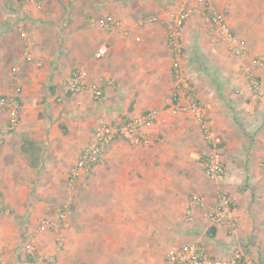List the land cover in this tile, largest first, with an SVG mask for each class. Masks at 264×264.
<instances>
[{
  "label": "crops",
  "instance_id": "crops-1",
  "mask_svg": "<svg viewBox=\"0 0 264 264\" xmlns=\"http://www.w3.org/2000/svg\"><path fill=\"white\" fill-rule=\"evenodd\" d=\"M192 1L0 0V97L20 107L11 130L10 110L0 106V264H48L51 258L57 264H162L171 246L193 242L213 257L228 259L239 250L241 264H264V94L249 89L245 70L252 57L264 56V0H209L226 11L245 42V59L202 12L182 29L185 74L223 138L226 169L219 181L203 172L209 148L199 123L189 113L173 114L168 102L175 80L167 26L139 23ZM103 18L120 21L126 32L101 26ZM101 46L107 53L97 57ZM76 69L86 72V84L63 95L65 78ZM255 73L264 91V64ZM150 109L160 114L142 129L150 145L117 139L77 178L61 246L59 231L42 230L40 222L58 219L80 152L101 124H122ZM221 190L237 196L230 226L209 219ZM195 194L205 196V204L187 220ZM30 240L33 254L25 250Z\"/></svg>",
  "mask_w": 264,
  "mask_h": 264
},
{
  "label": "built area",
  "instance_id": "built-area-1",
  "mask_svg": "<svg viewBox=\"0 0 264 264\" xmlns=\"http://www.w3.org/2000/svg\"><path fill=\"white\" fill-rule=\"evenodd\" d=\"M203 13L204 18L212 24L215 32L228 45L231 52L239 59H245L249 55L245 42L235 33L227 22V14L223 9H219L209 0H193L192 3L181 10H173L166 14H150L139 19L141 25L147 23H164L168 29V43L173 53V77L175 87L168 96L173 114L189 113L199 123L205 142L208 145V153L202 157L201 165L205 176L211 181H219L225 173V162L223 159V138L216 131L207 114V106L197 97L194 92L192 80L185 74L182 59L184 56V45L182 42V29L185 22L195 14ZM101 26L116 30L123 29L120 21L112 22L109 18L99 20ZM30 50V47L27 48ZM107 53V46L98 49L97 57H103ZM264 64V56H254L245 70L248 78L249 89L256 96H263L264 91L255 69ZM87 74L83 69H76L65 78L63 85V95L80 92L86 84ZM182 92V94H181ZM95 96H101L100 89H94ZM63 95L59 97L62 100ZM0 106H6L10 110V129H14L19 120V103L16 99L0 97ZM159 110L150 109L142 114L134 115L122 124L103 123L98 126L89 144L80 152L76 163L71 168L68 182V196L59 211L58 219L42 218L40 229H50L59 231V244L65 242L63 231L70 227L67 212L73 203L77 178L82 172L90 171L99 161L100 156L105 151L108 144L115 140H124L132 145L151 144L149 137L142 134V129L156 123L159 120ZM260 167L264 172V159L260 162ZM205 204V196L195 194L190 197L185 218L192 220L194 210L197 206ZM237 208V196L228 191L221 190L217 201L209 211V219L214 226L233 225L235 221V210ZM25 250L28 254H33L37 246L33 240L25 242ZM242 254L236 250L230 258L223 259L213 257L207 248L197 242L173 245L167 252L162 264H240ZM48 264H57L54 258ZM81 264V263H76ZM247 264H252L247 261Z\"/></svg>",
  "mask_w": 264,
  "mask_h": 264
},
{
  "label": "trees",
  "instance_id": "trees-1",
  "mask_svg": "<svg viewBox=\"0 0 264 264\" xmlns=\"http://www.w3.org/2000/svg\"><path fill=\"white\" fill-rule=\"evenodd\" d=\"M28 141H29L28 139H25V143H24V144H26V142L28 143ZM25 150H26V149H25ZM240 264H241V263H240Z\"/></svg>",
  "mask_w": 264,
  "mask_h": 264
}]
</instances>
